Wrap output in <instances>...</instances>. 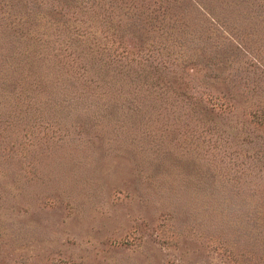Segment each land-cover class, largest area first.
Listing matches in <instances>:
<instances>
[{
	"label": "rangeland",
	"instance_id": "rangeland-1",
	"mask_svg": "<svg viewBox=\"0 0 264 264\" xmlns=\"http://www.w3.org/2000/svg\"><path fill=\"white\" fill-rule=\"evenodd\" d=\"M0 264H264V0H0Z\"/></svg>",
	"mask_w": 264,
	"mask_h": 264
},
{
	"label": "trees",
	"instance_id": "trees-1",
	"mask_svg": "<svg viewBox=\"0 0 264 264\" xmlns=\"http://www.w3.org/2000/svg\"><path fill=\"white\" fill-rule=\"evenodd\" d=\"M172 72V71H171ZM192 91V90H191ZM199 98V96L198 95H196L195 93H193V95H192V99H194V100H196V99H198Z\"/></svg>",
	"mask_w": 264,
	"mask_h": 264
}]
</instances>
